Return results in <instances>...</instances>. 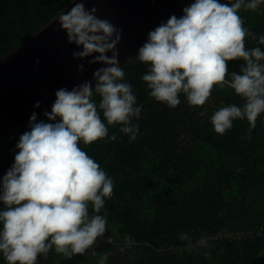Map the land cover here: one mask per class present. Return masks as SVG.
I'll use <instances>...</instances> for the list:
<instances>
[{
	"label": "clouds",
	"instance_id": "clouds-1",
	"mask_svg": "<svg viewBox=\"0 0 264 264\" xmlns=\"http://www.w3.org/2000/svg\"><path fill=\"white\" fill-rule=\"evenodd\" d=\"M261 5L264 0H193L182 16L172 15L150 31L136 57L148 65L142 80L149 95L170 108L181 103V94L190 106H203L214 86L227 85L244 104L219 108L210 123L223 135L234 121L246 119L251 133L264 113V50L247 48L246 39L264 45V35L257 37L245 27L238 11H260ZM96 11L77 2L56 16L68 42L82 49L73 58L96 53L89 63L105 67L94 72V87L84 82L56 91L51 112L44 113L49 122L37 121L33 113L29 130L20 136L14 163L0 178V256L5 264H37L38 256L46 258L53 249L71 260L86 254L106 232L107 216L100 213L113 195L114 181L80 143L116 140L108 126L117 124L133 142L139 131L133 119L140 118L143 106H136L132 85L119 66L115 49L120 32ZM229 61H242L239 73L229 72ZM83 70L81 64L78 71ZM181 239H188L187 234ZM133 243L125 237L126 247ZM199 243L207 246L206 240ZM106 261L107 255H101L98 264Z\"/></svg>",
	"mask_w": 264,
	"mask_h": 264
},
{
	"label": "trees",
	"instance_id": "trees-1",
	"mask_svg": "<svg viewBox=\"0 0 264 264\" xmlns=\"http://www.w3.org/2000/svg\"><path fill=\"white\" fill-rule=\"evenodd\" d=\"M71 1L0 0V59ZM238 14L257 37L264 35V5ZM246 47L264 50L252 39H246ZM241 64L229 61V72L239 73ZM123 69L136 106H143L140 118L133 119L139 125L136 139L129 143L117 124L108 126L116 140L80 143L114 181L113 195L100 213L107 216L106 232L84 255L68 260L53 249L46 258L38 256L37 264H98L104 254L106 264H264V234H257L264 228V113L251 133L244 119L220 135L210 117L221 107L244 104L227 85L214 86L203 106H190L181 94V103L170 108L149 95L142 80L147 64L135 57ZM28 130L0 142V178L14 163L16 144ZM185 233L188 239L182 240ZM126 236L134 241L129 247ZM0 264H5L2 256Z\"/></svg>",
	"mask_w": 264,
	"mask_h": 264
},
{
	"label": "water",
	"instance_id": "water-1",
	"mask_svg": "<svg viewBox=\"0 0 264 264\" xmlns=\"http://www.w3.org/2000/svg\"><path fill=\"white\" fill-rule=\"evenodd\" d=\"M190 0H72L61 12L66 13L77 2L86 9L95 7V15L109 20L120 32L116 45L118 62L124 67L138 55L147 42L148 33L172 15H178ZM82 50L69 43L66 31L54 17L45 27L21 46L0 59V142L28 128L30 117L47 121L61 88L69 91L84 82L95 86L94 72L102 63H89L93 56L73 58ZM111 57L112 52L106 53ZM38 61V63H37ZM83 64L84 70L78 71ZM39 102L40 106L35 107Z\"/></svg>",
	"mask_w": 264,
	"mask_h": 264
},
{
	"label": "built area",
	"instance_id": "built-area-1",
	"mask_svg": "<svg viewBox=\"0 0 264 264\" xmlns=\"http://www.w3.org/2000/svg\"><path fill=\"white\" fill-rule=\"evenodd\" d=\"M17 134H18V133H17ZM15 135H16V134L12 135L10 138L13 139V138L15 137ZM257 234H258L259 236H263V234H264V228H263V229L261 228V230H259Z\"/></svg>",
	"mask_w": 264,
	"mask_h": 264
},
{
	"label": "rangeland",
	"instance_id": "rangeland-1",
	"mask_svg": "<svg viewBox=\"0 0 264 264\" xmlns=\"http://www.w3.org/2000/svg\"><path fill=\"white\" fill-rule=\"evenodd\" d=\"M237 236H240V233H238ZM237 236H236V237H237ZM231 237H234V236L232 235ZM191 249H193V248H191Z\"/></svg>",
	"mask_w": 264,
	"mask_h": 264
},
{
	"label": "bare ground",
	"instance_id": "bare-ground-1",
	"mask_svg": "<svg viewBox=\"0 0 264 264\" xmlns=\"http://www.w3.org/2000/svg\"><path fill=\"white\" fill-rule=\"evenodd\" d=\"M17 137V136H16Z\"/></svg>",
	"mask_w": 264,
	"mask_h": 264
}]
</instances>
